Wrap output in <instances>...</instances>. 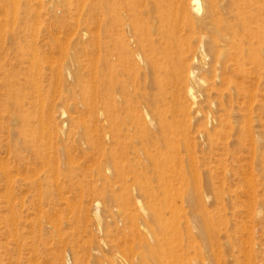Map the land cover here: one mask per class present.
Masks as SVG:
<instances>
[{"label": "rangeland", "instance_id": "374dc122", "mask_svg": "<svg viewBox=\"0 0 264 264\" xmlns=\"http://www.w3.org/2000/svg\"><path fill=\"white\" fill-rule=\"evenodd\" d=\"M63 5L36 55L0 38V264H264V69L238 93L216 58L234 0Z\"/></svg>", "mask_w": 264, "mask_h": 264}, {"label": "bare ground", "instance_id": "6f19581e", "mask_svg": "<svg viewBox=\"0 0 264 264\" xmlns=\"http://www.w3.org/2000/svg\"><path fill=\"white\" fill-rule=\"evenodd\" d=\"M261 2L263 1L234 0V5L237 9V13H234L235 20L237 21V28H232V32L226 36L227 38L223 40V43L220 44V41L217 42L218 49L216 52L218 55H216V58L218 57V59H220L222 55L226 53V50L229 52L228 57L225 56L226 59L222 61V65L226 74L228 71H231L232 74H234L233 78L232 76H228V88L232 89L230 86L232 84L238 93L244 91V86L240 83L239 77H249L253 73H256L259 76L262 75L261 71L264 69L263 61H261V58L259 57L260 48L264 45V13H253L254 11L258 10L257 4ZM63 12V0H0V13H2L0 14V38L6 37L8 33L6 29L12 26L11 24L14 23L16 27H13L11 30L9 29L10 33H8V35L17 34L19 39L16 43L17 47L21 48V50L24 52L34 50V52L36 51L34 55H36L39 47L38 45L41 41V13L45 14ZM114 14L116 22L122 23L123 20L121 13ZM146 14L147 15L144 13H129L131 21L127 25L132 27L134 32V40L141 48L145 60L155 65V67H158L159 57L156 52V42L149 26L152 13ZM179 14L180 13H155L161 24L168 22V25L177 22V16ZM218 14L219 16H216L219 18V21L221 19V14ZM57 36H55L54 32L51 34L50 37L54 42H52L53 44L59 42L60 39L58 40ZM172 37L173 36H171L169 40H173L174 37ZM46 43H48V41ZM57 47L60 48L58 45ZM49 50L51 51L52 49ZM49 53L52 54V52ZM45 55L43 53L44 57ZM53 56L55 57V55ZM247 61H250V63L253 65V68H247ZM153 212L158 222L163 221L162 213H160L157 209H153ZM167 240V238L160 240L162 243L159 245L161 246L162 244H166ZM160 252V255L157 253L154 254L159 260L161 259L160 256L164 255L165 251L160 249Z\"/></svg>", "mask_w": 264, "mask_h": 264}]
</instances>
